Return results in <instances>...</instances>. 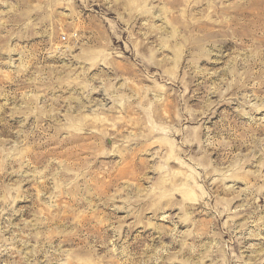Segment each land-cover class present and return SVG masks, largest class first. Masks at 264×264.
<instances>
[{
    "label": "rangeland",
    "instance_id": "1",
    "mask_svg": "<svg viewBox=\"0 0 264 264\" xmlns=\"http://www.w3.org/2000/svg\"><path fill=\"white\" fill-rule=\"evenodd\" d=\"M0 264H264V0H0Z\"/></svg>",
    "mask_w": 264,
    "mask_h": 264
}]
</instances>
